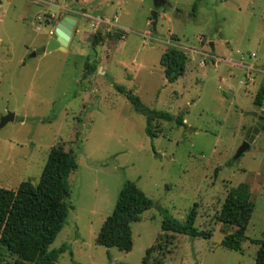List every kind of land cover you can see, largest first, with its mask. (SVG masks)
Returning <instances> with one entry per match:
<instances>
[{"label": "rangeland", "instance_id": "rangeland-1", "mask_svg": "<svg viewBox=\"0 0 264 264\" xmlns=\"http://www.w3.org/2000/svg\"><path fill=\"white\" fill-rule=\"evenodd\" d=\"M48 1L0 0V119L13 114L0 126V186L35 182L51 145L74 153L71 207L49 246L67 245L57 262L152 264L160 256L162 264H253L257 244L250 239L264 231V129L234 155L256 121L251 112L264 110L254 105L264 85V0H196L194 15L195 0L156 8L153 0H95L81 4L85 15L72 9L80 7L75 1L61 0L56 11ZM75 14L66 48L44 50L53 31L45 21ZM174 45L188 59L185 73L168 81L159 58ZM113 83L150 108L181 113L183 124L155 120L152 128L160 129L147 135L145 116ZM125 178L153 201L131 223L127 251L95 242ZM240 183L253 210L247 239L233 250L220 241L235 226L216 214L228 188ZM194 204V225L211 237L176 233L163 255L154 248L144 262L161 231V210L183 219Z\"/></svg>", "mask_w": 264, "mask_h": 264}, {"label": "trees", "instance_id": "trees-1", "mask_svg": "<svg viewBox=\"0 0 264 264\" xmlns=\"http://www.w3.org/2000/svg\"><path fill=\"white\" fill-rule=\"evenodd\" d=\"M198 3H192V15ZM100 33H94L91 44L96 45ZM188 57L177 46H169L160 55L159 62L164 76L173 81L185 73ZM90 73L94 66L85 63ZM114 87L125 95L133 108L145 116L144 132L149 136L156 135L160 129H154L153 122L163 119L183 124L181 113L174 116L162 109L144 105L130 89L113 83ZM264 85L258 87L254 96V105L262 106ZM261 129H264L262 124ZM77 167L74 153L60 145H51L47 152L40 175L35 182L20 181L15 188L0 186V264H59V253L66 249L61 244L57 249L50 248L55 235L62 227L69 207V174ZM153 201L141 190L133 180L125 178L120 185L110 214L100 225L95 242L119 250L127 251L132 246V222L139 220L141 212L150 208ZM253 210L250 192L246 183L228 188L216 220L221 224L233 225L234 230L225 233L220 243L233 250H240L241 242L247 239L245 228ZM161 231L156 235L157 242L149 246L143 257L146 262L151 250L157 248L163 255L165 243H169L174 234L182 233L190 237L210 238V229L198 228L194 225L196 204L183 219H177L166 210H161ZM257 244L253 264H264V231L261 238L250 239ZM152 264H162V258L153 259Z\"/></svg>", "mask_w": 264, "mask_h": 264}, {"label": "water", "instance_id": "water-1", "mask_svg": "<svg viewBox=\"0 0 264 264\" xmlns=\"http://www.w3.org/2000/svg\"><path fill=\"white\" fill-rule=\"evenodd\" d=\"M165 3H166L165 0H153V4L155 8L162 6ZM156 16H157V11L152 10L150 13V18L152 20L151 26L153 30L155 29V25H156ZM74 23H75V18L69 15H65L59 21H50V23L48 24H50L53 27V31L50 33V37L45 45L44 50L49 51L55 48L61 50L65 49L68 44V41L70 40ZM209 46L212 49V42H210ZM251 114L252 116L255 117L256 121L254 123V126L252 127L251 133L249 134L248 138L244 140L237 148L234 158H237L242 153V151L249 146V143L259 132V129L261 128L262 124H264V110H262L260 113L253 111L251 112ZM12 119H13L12 113H8L2 116L0 119V126H2L6 121Z\"/></svg>", "mask_w": 264, "mask_h": 264}, {"label": "crops", "instance_id": "crops-1", "mask_svg": "<svg viewBox=\"0 0 264 264\" xmlns=\"http://www.w3.org/2000/svg\"><path fill=\"white\" fill-rule=\"evenodd\" d=\"M72 1H75V3H77V5H79L80 7L79 8H72L74 11H76V13H78V14H80V15H85L84 13H83V7L81 6V4H83V3H89V2H92V1H95V0H72ZM71 1V2H72ZM97 1V0H96ZM108 1H110V0H108ZM61 0L60 1H58V0H55V1H53V0H50V1H48V4L49 5H52L53 7H54V9H55V11L57 10L56 9V7H57V5L58 4H61ZM63 3V2H62ZM68 3V2H67ZM61 6H63V5H61ZM92 14V13H91ZM93 15V17H95L96 16V14H92ZM95 15V16H94ZM76 18H75V24H76V26L78 25V23H79V16L78 15H74ZM89 16V15H88ZM96 17H98V16H96ZM99 18V17H98ZM98 18H94V19H98ZM103 20H108V17H106V15H103ZM100 19V18H99ZM98 19V20H99ZM45 23H46V21H45ZM147 23H149V21L147 22ZM123 38V37H122Z\"/></svg>", "mask_w": 264, "mask_h": 264}, {"label": "built area", "instance_id": "built-area-1", "mask_svg": "<svg viewBox=\"0 0 264 264\" xmlns=\"http://www.w3.org/2000/svg\"><path fill=\"white\" fill-rule=\"evenodd\" d=\"M124 31H126V30H123V32H122V34H121V37H124ZM241 60H242V57H241ZM262 104H264V97H263V99H262Z\"/></svg>", "mask_w": 264, "mask_h": 264}, {"label": "flooded vegetation", "instance_id": "flooded-vegetation-1", "mask_svg": "<svg viewBox=\"0 0 264 264\" xmlns=\"http://www.w3.org/2000/svg\"><path fill=\"white\" fill-rule=\"evenodd\" d=\"M50 21H52V20H47V21H46V24H47V23H50ZM43 48H45V45H44V47H43Z\"/></svg>", "mask_w": 264, "mask_h": 264}]
</instances>
